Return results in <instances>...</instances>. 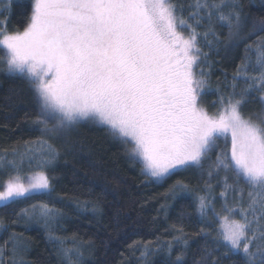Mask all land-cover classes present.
<instances>
[{
  "label": "snow or ice",
  "instance_id": "6c2138e0",
  "mask_svg": "<svg viewBox=\"0 0 264 264\" xmlns=\"http://www.w3.org/2000/svg\"><path fill=\"white\" fill-rule=\"evenodd\" d=\"M239 7L232 0H192L189 18L194 23H189L183 18V5L173 0H34L23 32L9 34L0 25V46L6 50V72L26 79L32 88L40 109L37 122L45 131L67 132L85 120L108 125L113 135L134 142L133 156L157 180L204 169L205 163H210L209 177L222 171L224 190L219 195L224 214L215 211L208 196L198 197V211L203 216L212 209L219 219L220 230L213 240L224 256H239V264H264V113L253 119L242 111L254 91L264 103V40H258L254 49L246 47L245 60L233 76L234 82L242 79L247 85L239 98L234 91L221 97L216 115L199 104L207 86L200 65L209 54L198 38L210 50L213 40L219 42L211 26L214 16L227 24L230 36H238ZM205 19L208 29L198 32ZM259 30L264 31V24ZM252 51L255 62L249 72ZM220 139L226 145L230 142V148L220 150L212 161L209 153L218 148ZM47 148V158L38 167L56 159V150ZM32 151L26 149L19 164L9 163L18 169ZM34 158L28 156L29 162ZM229 171L235 184L228 183ZM241 180L249 186L247 200ZM0 189V205L8 207L32 193L50 191L51 184L44 171L27 180L17 172L0 183ZM230 190L239 194L232 206ZM40 207L42 215L52 213L46 205ZM0 230H7L2 220ZM20 239L15 233L10 237L13 255Z\"/></svg>",
  "mask_w": 264,
  "mask_h": 264
},
{
  "label": "trees",
  "instance_id": "16d2710c",
  "mask_svg": "<svg viewBox=\"0 0 264 264\" xmlns=\"http://www.w3.org/2000/svg\"><path fill=\"white\" fill-rule=\"evenodd\" d=\"M173 2L183 5V18L194 23L189 18L192 0ZM232 2L240 5L236 9L240 14L239 35L230 36L227 24L214 16L211 26L219 42L213 40L210 50L203 38H198L200 47L209 54L200 65L207 86L199 104L210 115L221 110V97L234 91L239 98L247 85L242 79L234 82L233 76L245 60L246 47L252 45L254 49L258 40H264V31L259 30L264 24V0ZM33 3L34 0H0V25L9 34L23 32L30 23ZM208 27L205 19L197 31L202 33ZM5 55L6 50L0 46V183L17 172L27 180L44 171L51 189L20 198L11 206H0V220L7 226L6 231L0 230L3 264H212L213 260L239 264V256L229 258L223 255V248L216 247L213 236L220 230V221L212 209L203 216L198 211V197L208 196L215 211L222 212V171L209 177L210 163H205L204 169L179 171L154 181L131 156V145L105 127L81 121L67 132L45 131L44 125L37 122L40 109L32 88L26 79L6 72ZM248 55L252 72L255 52ZM259 96L255 91L248 95L242 109L245 116L257 119L264 113ZM51 126L50 123L48 127ZM40 141L46 144L33 143ZM217 144L218 148L209 153L212 161L220 150L230 148V142L226 145L223 139ZM47 145L56 150V159L41 168L38 163L47 158ZM28 148L33 151L24 156L18 169L9 163L15 160L19 164ZM28 156L35 158L29 162ZM227 175L228 183L235 184L234 174L229 171ZM180 185L185 187L181 189ZM239 186L245 190L247 200L249 186L242 180ZM234 196L239 199V194L230 190L229 206ZM42 205L52 213L42 215ZM13 233L21 238L16 242L19 248L15 255L10 240ZM178 256L182 258L179 262Z\"/></svg>",
  "mask_w": 264,
  "mask_h": 264
},
{
  "label": "rangeland",
  "instance_id": "374dc122",
  "mask_svg": "<svg viewBox=\"0 0 264 264\" xmlns=\"http://www.w3.org/2000/svg\"><path fill=\"white\" fill-rule=\"evenodd\" d=\"M34 4V3H33ZM2 48H3V46H1ZM4 49V48H3ZM85 121H88V122H93V123H95V124H97V125H99V126H102V127H105V128H107V129H109L110 130V126H108V125H105V124H102V123H100V122H98V121H93V120H85ZM111 131V130H110ZM119 138H121V137H119ZM122 140H125L126 141V139L125 138H121ZM127 142L131 145L130 146V152H131V156H133V154H132V149H133V146H134V142H132V141H130V140H127ZM136 160H138L141 164H142V161L140 160V158H138V157H135V156H133ZM142 167H143V164H142ZM143 172L150 178V179H152V180H154V181H162V180H157L156 178H154V177H151V176H149L144 170H143ZM165 179V178H164ZM35 193H41V192H35ZM35 193H32V194H35ZM31 195V194H30ZM1 206V205H0Z\"/></svg>",
  "mask_w": 264,
  "mask_h": 264
}]
</instances>
